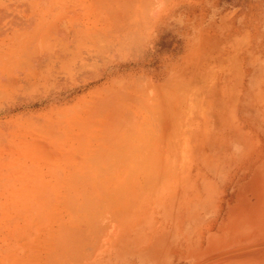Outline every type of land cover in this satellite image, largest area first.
Returning <instances> with one entry per match:
<instances>
[{"label":"rangeland","instance_id":"374dc122","mask_svg":"<svg viewBox=\"0 0 264 264\" xmlns=\"http://www.w3.org/2000/svg\"><path fill=\"white\" fill-rule=\"evenodd\" d=\"M263 66L264 0H0V264H226L218 226L253 199L261 172L241 153L245 131L260 134V103L246 92L259 90ZM201 151L218 153L215 164ZM169 160L190 163L183 184L170 181ZM139 165L170 188L144 196L136 220L141 197L128 186ZM116 171L132 194L120 188L107 204L125 210L117 219L92 181ZM68 177L97 188L86 192L97 207L86 195L67 202L78 220L51 196L64 217L25 213L28 197L34 205ZM69 218L91 230H70Z\"/></svg>","mask_w":264,"mask_h":264},{"label":"bare ground","instance_id":"6f19581e","mask_svg":"<svg viewBox=\"0 0 264 264\" xmlns=\"http://www.w3.org/2000/svg\"><path fill=\"white\" fill-rule=\"evenodd\" d=\"M80 32L81 31H79V32H77V34L78 35H80L81 36V34H82V32H81V34H80ZM77 35V36H78ZM76 36V35H75ZM75 37L74 39H76L75 40V42L77 43V45L75 44V46H79V42L77 41L78 40V37ZM83 36V35H82ZM74 37V36H73ZM73 43H74V41H73ZM260 78V83H258V85H259V90H257V91H254V92H246V96L249 98V100L250 101H253V99L255 98V95H254V93H256V96H257V99H258V101H259V109H260V115H259V121H258V123H259V126H260V134L259 135H254L253 133V131H251V130H247V131H245V136H246V142H252V144L250 145V144H248L247 143V149L248 150H246V151H244L243 153H241V159H242V161H243V163H244V161H248L249 163L248 164H254V162L255 163H258V160H260V166H259V168L261 169V172H260V174H259V176H257V177H254L253 178V182H254V184H253V188L255 189L254 190V192L256 193V194H252V197H253V199L251 200V201H244L240 206H235L234 207V209L232 210V211H228V213H227V221H226V223L225 222H222V225H220V226H218V229H219V231H220V234H219V236L220 235H222L219 239H220V241L221 242H219L220 244H223V243H226V244H224V250H222V252H220L219 253V255H222L223 253H224V256H226V259H227V262H226V264H264V66L262 67V72H261V77H259ZM216 103L217 104H220V102H217L216 101ZM219 106V105H218ZM218 106H217V108H218ZM246 103L245 104H243V107L244 108H246ZM137 111V110H136ZM132 112V111H131ZM131 115L133 116V115H135V114H132L131 113ZM245 122H243L242 124H244ZM241 124V125H242ZM241 125H239V126H241ZM256 143L257 144H259V148H256ZM256 149L258 150V151H256ZM165 154V153H164ZM201 161H200V163L201 164H203V165H213V164H215V162H213V161H211V158H213V159H215L216 161H217V158L219 157V154L218 153H204L203 151H201ZM177 156V152H176V150H174V149H169V150H167V157L168 158H175ZM253 157H257V160H254V162H251V161H249V160H251ZM181 158H183V157H179V159H181ZM243 158H244V160H243ZM178 159V160H179ZM172 161V160H169V169H168V175H170V181L172 182V184L174 183V185L176 184V180H177V177L179 176V184H183V182L187 179V177L189 176V174H190V172L192 171V167L191 166H189V164L190 163H188V165H184V163H183V161L182 160H180V161H182V168H178L177 169V167H176V162H179V161ZM176 164V165H175ZM180 164V163H179ZM243 168V165H241V169ZM134 170H137L138 172H136V176H137V178L135 177V178H133V180L131 181V185L130 186H128V188L129 187H132V186H135V190L137 189V187H138V189H137V191L135 192V196H140L139 198H140V200H139V203L140 204H138L139 205V207H138V205H137V208L139 209L138 211H141L140 213H138L137 211H136V213H135V215H136V220H138L139 218H142L143 216H145L144 214H141V213H143V212H145V211H147L148 209H146V207L148 208V202L149 201H153V199L151 200V196H155L154 198L155 199H157V198H160L161 196L163 197V195H164V191L166 192L165 193V195L168 193V191L167 190H169V188L167 189L166 188V190H165V185L163 184V183H161L160 182V180L159 179H150L149 177H148V170L146 169L144 172L142 171L143 170V166L142 165H139V166H137L136 168H134ZM127 173H130V174H132L131 172H129V171H126ZM139 172H141V173H139ZM254 173H256L257 174V172L256 171H254ZM100 174V173H99ZM123 174V171L121 172V175ZM200 174H202V173H200ZM77 178V177H76ZM73 179L74 178H62V186L59 188V187H57L56 188V190L54 191V192H52V193H50L49 195H48V197H47V194L46 195H44L43 196V198L41 199V201L40 200H37L38 199V197L36 198L35 196H34V199L35 200H37L35 203H34V205H32L33 203V201H31V204H30V202H28V200L31 198H29L28 197V199H27V202L25 203V205L27 204V203H29V205L27 206H25L26 208H24V209H27V207L30 209V207L31 206H34V207H31V209H34L35 210V212L37 213L36 215L37 216H35V218L38 220L40 217V220H43L46 216V220H48L49 218H51V217H53V215L54 216H56V218H57V216L58 215H61V211L59 210V209H57V211L59 210L60 212V214H58V212H57V214L58 215H56V212L53 210V206L55 205V206H59V205H56V204H58L59 203V201L57 202V203H55V204H53V203H51V201L50 200H55V199H58V198H60V197H58V196H64V197H62V201H61V203H60V205H62L63 206V208L66 206V205H68V203L67 202H72V203H76L77 204V201H78V203H80L79 201H80V199L82 198L81 196H91L93 193L95 194V190L97 189H95V188H92V186L90 185H88V187H90V190H92L91 192H93V191H95V192H93V193H86L87 191L88 192H90V190L88 189L87 190V188L85 187L86 185H80L79 183H78V181H79V179L77 178V182H73ZM89 179H91V178H89ZM69 180L71 181L72 180V182L71 183H73V184H71V183H68L69 182ZM119 180H120V182H119ZM136 182H135V181ZM173 180L174 181H176V182H173ZM84 181V180H83ZM83 181H81V182H83ZM92 181L94 182V181H96V182H94L93 183V186H95V184H97V182L99 183V186L100 185H103V188H104V190H103V196L104 197H102V198H105V202H104V200L103 201H101L100 200V202H101V204H102V206L103 205H107V204H110V203H112V205L114 204L115 205V203H114V201H115V197H118L120 194H122V192L119 190L120 188H123L122 189V191H124V193L126 194V192L127 191H129V189L128 190H126V186L125 187H122L121 186V184L120 183H123V182H125V180H124V178L123 177H120L119 176V173H117V171L114 173V174H112V176H107V175H99V176H97V177H94V178H92ZM118 182H119V184H118ZM133 182H135V184H133L132 185V183ZM86 183H88V182H86ZM169 183V182H168ZM83 184H85V183H83ZM109 184H110V186H109ZM117 184H118V189H117ZM112 185V186H111ZM115 185V186H114ZM170 185V183L168 184V186ZM97 186V185H96ZM109 186V187H108ZM111 187V188H110ZM115 187V188H114ZM125 188V189H124ZM134 188V187H133ZM109 189H114V194H111V193H109L110 191H109ZM118 191V193H116V191ZM59 191H60V193H59ZM120 191V192H119ZM85 192V193H84ZM130 192V191H129ZM129 192H127L129 195L131 194V192L129 193ZM116 193V194H115ZM52 194H54V195H56L57 196V198H56V196L53 198V195ZM83 194V195H82ZM113 195H115L114 197H112ZM117 195V196H116ZM150 195V196H149ZM160 195V196H159ZM52 196V198H50ZM123 196H124V194L122 195V197H121V201H122V198H123ZM128 196V195H127ZM144 196H148L147 198H148V200H149V198H150V200L148 201V200H146V202H144V203H141L142 201H141V199L142 200H144V199H147V198H144L143 199V197ZM40 198H41V196H39ZM47 197V198H46ZM65 197H67L68 198V200H67V198L64 200V198ZM79 197H80V199H79ZM93 197L95 198V202H96V200L98 199L97 197H95V195H93ZM93 197L91 196V197H88V199L89 198H92V200L90 199L89 200V202H90V206L92 205V203L94 204V202H93ZM126 197V196H125ZM131 197H132V194H131ZM131 197L129 196L128 197V201H130L131 200ZM237 197H240V194H238L237 195ZM27 198V197H26ZM45 198V200L48 202V207H49V209H47L48 207L45 205V204H43V199ZM48 198H50V200H48ZM97 198V199H96ZM32 199V198H31ZM71 199H72V201H71ZM74 199L76 200V202L74 201ZM79 199V200H78ZM119 199H120V197H119ZM125 199V198H124ZM53 200V201H54ZM70 200V201H69ZM3 200H1V202H2ZM9 201V200H8ZM26 201V200H25ZM49 201H50V203H49ZM52 201V202H53ZM74 201V202H73ZM127 200L126 201H122V206L121 207H123V205L125 204V203H127L128 202ZM131 201H133V200H131ZM130 201V203L132 204L133 202H131ZM92 202V203H91ZM97 202H99V201H97ZM97 202L95 203V205H92V207L93 206H96V204H97ZM102 202H104V203H106V204H103ZM150 202V203H151ZM9 203V202H8ZM67 203V204H66ZM71 203V204H72ZM83 203V202H82ZM10 204V203H9ZM8 204V205H9ZM70 204V205H71ZM81 204V203H80ZM84 204V203H83ZM100 204V203H99ZM98 204V205H99ZM101 204L99 205V207L101 206ZM143 204V205H142ZM147 204V205H146ZM7 205V203L5 204V206ZM31 205V206H30ZM50 205H51V207H50ZM53 205V206H52ZM65 205V206H64ZM69 205V206H70ZM75 204H72L71 206L73 207ZM79 205V204H78ZM128 205H130L129 204V202H128ZM143 206H145L144 207V210H141L142 209V207ZM30 206V207H29ZM79 206H81V205H79ZM84 205H82V207H83ZM85 206H88L86 209L87 210H89L88 208H90V206H89V204L88 205H85ZM84 206V207H85ZM111 205H109V207H110ZM125 207L124 208H126V204L124 205ZM10 207V206H9ZM8 206L6 207V208H9ZM47 207V208H46ZM67 207L68 206H66L65 207V209H67ZM72 207H68V208H72ZM75 207H77V205L75 206ZM97 207V206H96ZM96 207H94V208H92L93 210L96 208ZM108 205L107 206H105V209H103L102 211H105V210H107L108 208ZM113 207L114 206H112V208H110V209H108V211L110 210V213H112L113 211H114V209H113ZM16 208V207H15ZM51 208V209H50ZM56 208V207H55ZM81 208V207H80ZM103 208H104V206H103ZM115 208H117L116 206H115ZM123 208V209H124ZM12 209V208H11ZM29 209H27L26 210V212L25 213H27L28 211L31 213V211L29 210ZM60 209H62V208H60ZM65 209H63V211L65 210ZM73 209V212H78L79 213V210H78V208H72ZM85 208H82V210L83 211H81L80 210V212L81 213H86L85 212V210H86ZM96 209H98V208H96ZM75 210V211H74ZM78 210V211H77ZM92 210V211H93ZM120 210V211H119ZM137 210V209H136ZM68 213H72V210H66ZM99 211V210H98ZM97 211V212H98ZM116 211V212H115ZM113 213H117V211L118 212H120V214L119 213H117L116 215L117 216H115L116 217V219H117V217H120V215L123 213V212H125V210L123 211L121 208H118L117 210H115ZM123 211V212H122ZM94 212H95V210H94ZM100 212V211H99ZM88 214L89 213H92V212H87ZM96 213V212H95ZM95 213H94V215L92 214V216H95ZM106 214H105V216L107 217V211L105 212ZM64 214V213H63ZM73 214L76 216V217H74L73 216ZM77 213H72V216L71 217H73L74 219H78L77 217V215H76ZM99 214V213H98ZM104 214V213H103ZM102 214V215H103ZM139 214V215H138ZM31 215V214H30ZM29 215V213H28V216H30ZM34 215V214H33ZM79 215H81L80 213H79ZM87 215V214H86ZM111 215H113V214H111ZM61 216H63L64 217V215H61ZM66 216H69L68 214H66ZM98 216V215H97ZM104 216V215H103ZM103 216H101V217H103ZM32 217V216H31ZM44 217V218H43ZM70 217V218H71ZM79 217H81V216H79ZM86 217V216H85ZM85 217H82V218H80V220L81 219H83V218H85ZM88 218L90 217V216H87ZM86 217V218H87ZM99 217V216H98ZM34 218V219H35ZM56 218H54V220L53 221H55V222H57L58 221V219L57 220H55ZM69 218V219H70ZM83 219V220H81L80 222L82 223V221H86V220H89V219ZM113 218H114V216H113ZM133 218V217H132ZM131 218V219H132ZM35 219V220H36ZM67 220V221H69L68 223H71L70 225L67 223V225L66 226H68L69 225V228L71 227V225H73V223H72V218L70 219L71 220V222H70V220ZM115 219V218H114ZM134 219H135V216H134ZM134 219H132V220H134ZM34 220V221H35ZM45 220V219H44ZM50 220V219H49ZM66 219H64V220H60V221H62L63 223H64V221H65ZM79 220V219H78ZM78 220H76L75 222H77ZM92 220V219H91ZM91 220H89V222L91 221ZM131 220V221H132ZM53 221H52V223H53ZM59 221V223H57L59 226H55L54 228L56 229L57 227H59V228H62V226H61V222ZM93 221V220H92ZM131 221H130V223H129V225L131 224ZM88 222V221H87ZM94 222V221H93ZM78 223H79V221H78ZM78 223H76V224H74V225H78V227H76L77 228V230H80V229H82L83 228V226H86V224L87 223H85V225H81L82 227H80V225L78 224ZM136 223V222H135ZM64 224H66V223H64ZM84 224V223H83ZM92 224V223H91ZM132 224H134L133 222H132ZM131 224V225H132ZM48 225V224H47ZM88 225H89V223H88ZM94 225V224H93ZM50 226V225H49ZM52 226H54V225H52ZM90 226V225H89ZM41 227H43V228H46V226L44 225V226H41ZM48 227V226H47ZM64 227H65V225H64ZM74 227V226H73ZM87 228L86 229H88V230H91V229H89L88 228V226H86ZM93 227V226H92ZM49 228V227H48ZM48 228H46L47 230H49ZM68 228V229H69ZM72 228V227H71ZM70 228V230H75V231H77L75 228L74 229H71ZM79 228V229H78ZM63 229V228H62ZM61 229V231H58L59 229H57L56 231H54V233H51L50 234V232L52 231L53 232V230L50 228V232H49V235H51V237L52 238H50V236H48V239L50 240L51 239V241H54V239H53V234H55V232L56 233H61V235H62V231L64 230H62ZM68 229H66V230H68ZM93 229V231L92 232H94V227L92 228ZM66 230H64V232H63V235H62V237L63 236H65V232H66ZM70 230H68V231H70ZM83 230V229H82ZM91 232V231H90ZM92 232H91V237L94 235V234H92ZM69 233H71V232H69ZM74 233H76V232H73L72 234H74ZM83 234H86L85 233V231H83L82 232ZM66 234H68L67 232H66ZM72 234H70V235H72ZM69 235V236H70ZM74 235H76L77 236V238H80L79 239V241L81 240V243L82 242H84V237H83V235L80 237V235H78V234H74ZM54 236H56V237H58L59 239H61L62 237H59L58 236V234H55ZM69 236H67V237H69ZM79 236V237H78ZM85 236V235H84ZM56 237H54V238H56ZM83 237V238H82ZM82 238V239H81ZM59 239H55L56 241H59ZM83 240V241H82ZM50 243H52V242H50ZM56 243H58V242H54L53 244H49L50 245V247L53 245L54 246V244H56ZM57 245V246H56ZM55 246L58 248H56V247H54L55 248V250L57 249V251L60 249V251L61 252H63V250H65L64 249V247H63V243L60 241V244H56ZM58 245H59V247L61 246V248H59L58 247ZM82 245H83V243H82ZM52 246V247H53ZM52 247H51V249H52ZM63 248V249H62ZM60 257V256H59ZM57 260V262L59 261V258H57L56 259ZM222 264H225V263H222Z\"/></svg>","mask_w":264,"mask_h":264}]
</instances>
